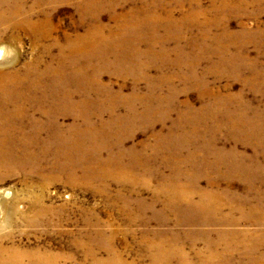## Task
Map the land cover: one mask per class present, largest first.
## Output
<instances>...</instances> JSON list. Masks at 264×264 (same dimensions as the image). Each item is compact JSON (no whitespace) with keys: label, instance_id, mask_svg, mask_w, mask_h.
I'll return each instance as SVG.
<instances>
[{"label":"rangeland","instance_id":"obj_1","mask_svg":"<svg viewBox=\"0 0 264 264\" xmlns=\"http://www.w3.org/2000/svg\"><path fill=\"white\" fill-rule=\"evenodd\" d=\"M78 1L82 0L46 10L52 24L46 40L8 31V23L1 26L0 47L8 53L0 69L6 60L21 71L38 58L49 62L58 50L52 40L63 45L65 35L83 34L98 22L108 34L125 12L172 11L179 19L189 8L179 6V0H92V14L82 18ZM212 1L200 3L207 7ZM230 2L207 29L149 26L143 36L127 28L117 35L125 40L97 46L88 60L89 74L96 80L80 70V92L72 97L82 111L80 132L86 136L94 130L97 135L82 140L77 149L85 150L84 155L73 153L80 160L73 170L77 181L65 172L59 181L42 185L29 172L49 177L67 145L43 139L26 143L24 151L39 159L36 169L18 158L0 167L4 246L57 253L60 264H203L212 250L218 254L211 264H253L264 258V0H232L227 8ZM84 111L89 112L88 123L81 121ZM60 123L65 132L72 119L60 118ZM41 130L44 136L56 129L49 125ZM21 151L18 146L15 154ZM100 164L103 171L125 174L135 183L82 175V167L95 170ZM172 181L193 193L195 200L200 191L214 192L212 202H220L217 217L224 222L211 212L189 210L181 201L167 205L159 189ZM40 204L49 207L50 214L34 222V207ZM231 231L247 237L231 238ZM210 241L214 244L209 251Z\"/></svg>","mask_w":264,"mask_h":264},{"label":"bare ground","instance_id":"obj_2","mask_svg":"<svg viewBox=\"0 0 264 264\" xmlns=\"http://www.w3.org/2000/svg\"><path fill=\"white\" fill-rule=\"evenodd\" d=\"M64 1H67V0H35L33 3L28 4V2H29L28 0H0V27L3 26L4 24L8 23V26L6 29L8 31H11V30L23 31L25 33L32 34L33 38L36 41L42 40V39L46 40L47 37L50 34H52L51 33L52 24L50 22V18L48 17L46 10L53 8V7L57 6L58 4H60ZM179 1H178L179 6H181L183 4L189 5L188 10L187 9H186V11L183 10L182 13H180L181 17L179 19L174 17V13L172 11L166 12L165 15L163 14L164 16L159 14V11L157 12L155 10H152V11L149 10L148 11L145 9H141L139 11L136 10L137 12H135V13H133L134 11L132 13H130V11H129L128 13L125 12V14L121 15V16H123L122 18H124L123 21H121L119 23L117 22L116 28L113 31L108 32V34H106L104 27L101 26L102 24L99 25V22H98L99 20L97 18H93V19L98 20V21H96V22H98V24L93 23L94 25H92V26L88 25V27H86L87 29H85L86 30L85 33H83V34H75L74 36L65 35L64 36L65 42H63L64 43L63 45H61L59 43V40L55 37L56 39L52 40L53 41L52 44L55 45L56 48H58L57 55L55 58L52 57V59L49 62L42 63L43 60L38 58L34 62L28 64L25 67L24 71H21L20 69L16 68V66L12 60L4 61V63H2V65L5 68L0 69V167L4 163L14 161V159L17 160V158H18L20 163L24 162L25 165H28L30 163V169H32V170L36 169V166L39 164V159H36V158L29 156L30 155L29 152L24 151V150L28 149L25 147V144L29 143V142L35 143V142L42 140V139L47 140V141H53V142L55 141V142H59L63 145H67V146L64 148V150H65L64 151V158H63V153H62V155L56 159L55 166L53 167L54 172H49L50 175L47 178H44L43 172H29V174L32 175L33 177L38 178L40 183L44 186H48V185L52 184L53 182L59 181L62 174L65 172H69L70 178L72 180L74 179L73 181H75L77 178L76 177L73 178L74 177L73 172H75L73 170L75 169L74 166L77 164L76 162L79 163L80 160L76 155H73V153H79L82 156V154L85 153V150L77 149L78 147H81L82 140L89 139V138H90V140L91 139L93 140V139H95V137H97L94 130H90V132H88V134L86 136H84L80 132L79 128L77 127V121L80 119L79 115L82 111L77 106V103L73 102L72 97L76 92H78V91L80 92V88H81L80 87L81 83L79 81L80 79L78 80V72L80 70L85 71L86 75L88 76L87 78L89 79L92 75L89 74L88 60H91V58L94 54V51L98 49L97 46L101 45L103 43H108L112 40L113 41L118 40V39L119 40H125L126 38L125 39L124 38H118L117 35L121 34L120 33L121 31L126 32L127 28H131V29H133L132 32L136 31V32L140 33L141 35L144 34L143 30L150 28L149 26H152L151 30H157L159 28L158 26H160V25L161 26L164 25V28H167V29H171V28L181 29L182 27H184L185 29L186 28L191 29L189 31L195 30L196 27H200V29H207L208 27L211 26L212 20L217 15H219L220 12H222L224 10L223 8L225 7L226 2H227V0H223V1L213 0L212 3L206 7L200 3V0L199 1H194V0L183 1L182 0L181 3H179ZM193 1H194V3H193ZM153 3H154V1H153ZM95 4H96L95 1H92V0L78 1L77 7H78V9H80V11L83 12L82 18H84V16H86L87 14L88 15L92 14V13H90V11L92 10V8L94 7ZM231 4H232V0L227 5V8H229V6ZM36 6H39L42 8L38 9ZM143 8H148V7H143ZM150 8H151V6H150ZM95 17H96V15H95ZM199 18H203L204 22L198 21ZM79 22L81 23L82 21H79ZM114 24H115V22H114ZM189 31H187V32H189ZM143 36L141 37L142 40H143ZM189 36H191V35H189ZM134 40H136V39H134ZM161 40L162 39L159 37V40H157V41H161ZM106 41H108V42H106ZM157 41L153 38L152 43L156 44ZM47 51L49 54V51H50L49 46L45 47V53ZM52 51H54V50H52ZM7 53H8V51L5 50L4 47H0V60L6 58ZM104 57L105 56L102 54V58H104ZM53 60L55 62H53ZM82 60L84 63H82ZM94 61H95V59H94ZM80 73H82V72H80ZM83 73H82V75H83ZM92 80H93V78H92ZM94 80H96V79L94 78ZM94 80H93V82H94ZM86 97H87V95H86ZM85 106H87V105H85ZM84 112L85 113L81 114L83 117L81 119V121L83 120L84 122L88 123V120L91 119L89 114H88L89 112L88 113L86 111H84ZM36 114H39L40 117H36ZM64 117H70L72 119V125L65 132H63L60 129V127H61L60 118H64ZM103 123L104 122H102V124ZM49 125H51V127H55L56 130L53 132L50 131V133L45 132L46 134L43 136L42 132L44 130H41V129L44 128V126H49ZM92 125H94V123H92ZM30 127H33V128L35 127L36 130L33 132L27 131V129ZM82 129H84V128H82ZM85 129H87V128H85ZM82 132H83V130H82ZM108 133H107V135H108ZM114 134H115V132H114ZM109 135H110V133H109ZM88 136H89V138H88ZM87 142H85V143H87ZM118 144H122V139L119 140ZM18 146L23 147V151H21V153L19 155L15 154V153H17ZM28 147H29V145H28ZM93 147H94V145H93ZM86 149H87V147H86ZM101 151H102V149H101ZM90 153H92V152H90ZM88 156H89V154H88ZM109 159H111V158H109ZM112 159H111V162H114V161H112ZM83 160L85 161V159H83ZM85 163H86V161H85ZM83 164H84V162H83ZM211 164H212V162H211ZM87 165H89V164H87ZM98 165H99V162H98ZM114 165H116V162ZM254 165H255V163H254ZM102 166L103 165L100 164V168L95 169V170L90 169V167H88V166L82 167L83 168V169H81L82 175L86 178L87 177L91 178V180L93 178H96V179L101 178L103 180V179L110 178L111 176H113L119 182L131 181L132 183H135V180H133V179L127 180L130 176L126 177L125 174L123 175L122 173L119 174L117 172L116 173H110L111 171H108V172L103 171ZM121 166H122V164H121ZM91 167H92V165H91ZM93 167H94V165H93ZM255 167H256V165H255ZM104 168H105V166H104ZM106 168H107V166H106ZM110 168H111V166H110ZM67 174H65V175H67ZM189 182L193 183L192 180ZM175 183H177V182H175ZM175 183H173V181H172L169 184V182H168V184H169L168 186H161V188L159 189L160 191H162V193L165 194L164 196L166 197L167 205H169L170 207H172V206L174 207L176 202L180 203V201H181L186 205V207L189 210H194V211L200 210V211L205 212V214L207 212H211V214H213L217 220H221V221L224 220L220 217H217V212H219L221 209L219 205H221V204L218 201L216 203L212 202V200L216 196V194L214 192H212V191H200V189H199L200 192L198 191L199 193L196 194V196H198V199L195 200L196 197L194 198L193 193L188 192V190H186L185 187H181V186L177 187L175 185ZM184 185H186V184H184ZM177 206H179V205H177ZM250 207H252V206H250ZM34 209H35V211H34L35 212V214H34L35 218L33 219L34 222L38 219L40 220L41 216H44L45 214H50V208L43 206L41 204H40V206H38V205L35 206ZM253 210H254V208H253ZM246 218H248V217H246ZM263 218H264V216H263ZM241 233H243V232H241ZM223 234H220V237H222V236L224 237ZM227 236H229L231 238H241V239H243L244 237H247L245 234H240L239 231L238 232L231 231ZM226 238H228V237H226ZM1 239L2 238H0V264H60V255L57 253H52L50 251H42L39 249H33V250L29 249V250H22L21 251L19 249H16L15 247L13 248V247H9V246H4L3 243L1 242ZM224 240H226V239H224ZM228 243H230V242H228ZM213 244H214V241H210L209 244L207 245L208 246L207 249L209 251L213 248ZM228 248L229 247H227L225 250L228 251ZM230 248H232V247H230ZM217 254L213 250L210 251L209 259L204 261L203 264H208V263L211 264L213 262L211 260L213 258L217 257L216 256ZM208 255H209V253H208ZM220 256H221V254H220ZM263 259L264 258H257L255 261L253 260L252 263L253 264H255V263L256 264L257 263L262 264L264 262Z\"/></svg>","mask_w":264,"mask_h":264}]
</instances>
